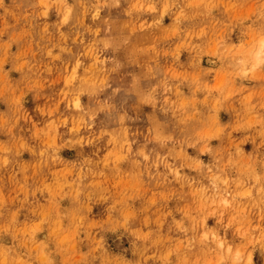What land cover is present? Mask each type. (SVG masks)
Instances as JSON below:
<instances>
[{"label": "rangeland", "instance_id": "obj_1", "mask_svg": "<svg viewBox=\"0 0 264 264\" xmlns=\"http://www.w3.org/2000/svg\"><path fill=\"white\" fill-rule=\"evenodd\" d=\"M0 264H264V0H0Z\"/></svg>", "mask_w": 264, "mask_h": 264}, {"label": "bare ground", "instance_id": "obj_2", "mask_svg": "<svg viewBox=\"0 0 264 264\" xmlns=\"http://www.w3.org/2000/svg\"><path fill=\"white\" fill-rule=\"evenodd\" d=\"M258 55H259V54H258ZM260 58H262V57H259L258 59H260ZM258 59H257V60H258ZM209 60H210V59L208 58V61H209ZM210 61L213 62L212 59H211ZM213 63H214V62H213ZM203 236H204V235H203ZM204 238H205V237H204ZM220 243H221V241H219V244H220Z\"/></svg>", "mask_w": 264, "mask_h": 264}]
</instances>
